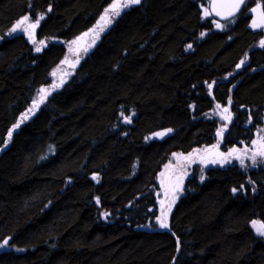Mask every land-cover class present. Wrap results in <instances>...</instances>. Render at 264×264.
Here are the masks:
<instances>
[{
	"label": "trees",
	"instance_id": "16d2710c",
	"mask_svg": "<svg viewBox=\"0 0 264 264\" xmlns=\"http://www.w3.org/2000/svg\"><path fill=\"white\" fill-rule=\"evenodd\" d=\"M207 1L123 8L52 81L65 42L113 0H0V264H264L252 223H264V164L190 167L169 228L156 220L163 172L214 143V105L232 113L228 145L263 122L264 27L251 9L264 0L223 21L205 16ZM25 15L44 17L35 43L7 33Z\"/></svg>",
	"mask_w": 264,
	"mask_h": 264
},
{
	"label": "rangeland",
	"instance_id": "374dc122",
	"mask_svg": "<svg viewBox=\"0 0 264 264\" xmlns=\"http://www.w3.org/2000/svg\"><path fill=\"white\" fill-rule=\"evenodd\" d=\"M120 2H123V0H120ZM109 6H107L106 8L103 9V11L97 17L94 25L88 31L82 33L81 35H79V37H75V38L71 39L70 41L65 42L64 45H65V48H66L67 52H66L65 56L62 58V60L51 71L50 75H51V80L52 81H55L57 79L58 74L61 73L63 71V69L66 68L68 65H70V63L73 61V59H75L76 57L80 58L83 55L81 53L82 50H81V52H79V49L76 50L78 48V46H79V44L77 42V39L81 38L83 36L86 37L84 35L85 33H88V36L91 35L94 32L93 29H95V30L99 29V28L96 27L97 23L100 21V17L105 14V10L108 9ZM253 9H256V11L254 12ZM251 12H252V15H253V20L259 21V16H260V13H261L260 10H259V7L258 6H254L251 9ZM109 18H111V15L109 16ZM20 19H22V17ZM35 21L36 20H34V21H30L29 20L28 23H35ZM16 23L17 22L13 23V25L8 29L7 33H13V32H11V29ZM26 26L27 25H25V27ZM20 30H22V29H20ZM73 41H76V43H72ZM261 41H264V38H262L257 43L259 46H261ZM241 61H244V63L241 64ZM246 63H247V58L246 57H242L241 59H239L238 63L236 64L235 69L232 72L228 73L226 76H228L229 74L234 73L236 70H238L242 65H244ZM237 65H240V67H237ZM53 73H55V75H53ZM67 75H69V73ZM226 76H224V77H226ZM39 95H40V93L38 91V93L34 97V100H37ZM217 106H218L217 104L214 105L212 110H211V112L209 113V116L217 119V122H218V127H217V131H216V135H215L216 139H215L214 143L211 146H217L218 145V141H219L220 135H221V134L218 135V133H220V130L223 129V132H222V134H223L224 131L227 129V124L225 122L226 119H224V117L227 116L230 113V109H229V107L227 105H219V107H217ZM224 108H227L228 112H225ZM263 132H264V117H263L262 125L256 131L255 135L251 139L245 141L247 145L244 148L240 147L239 149H237V151L233 152L231 156L226 154L221 159L200 160L199 163L192 162L189 166H187V163H188V160H189L188 157H185V158L181 159L179 161V164H178V161L176 159L173 160L172 163H174L175 166L174 165H169L168 168L163 172V175H161V177L159 178L160 180H162V183H164L166 174L177 169V173L174 176H171L169 184H168L169 187H170V189H169L170 197H168L167 195H165L163 197L161 195H159V197H158L159 204H160V201H165V207H166L167 203L169 202V200L172 197V189L177 184L180 185V188L182 190V185H183L184 179L186 178V176H188L190 174V172H191L190 171V167H193L194 165H197L199 167V169L202 171L204 168H206L208 166H215V165L225 166V165L237 164L238 166L240 165V166H246V168H251V167H254V166L256 167V166H258L260 164H264V157H262V156L257 154L261 150V145H264V133ZM248 141H249V143H248ZM251 142L253 143V146L250 145ZM204 151H202V153ZM254 154H257L256 155L255 164H253V161L251 159ZM196 155H198V153H195V155H193V157L196 156ZM193 157L191 159H193ZM241 159L244 161L243 165H241V163H240ZM213 160H215L217 162L213 163L212 162ZM176 165H179V166L176 167ZM160 210H161V204H160ZM253 230H254V232L257 233L256 228L254 226H253ZM3 248H0V250L3 249Z\"/></svg>",
	"mask_w": 264,
	"mask_h": 264
},
{
	"label": "snow or ice",
	"instance_id": "6c2138e0",
	"mask_svg": "<svg viewBox=\"0 0 264 264\" xmlns=\"http://www.w3.org/2000/svg\"><path fill=\"white\" fill-rule=\"evenodd\" d=\"M141 2V0H123V2L121 3L120 0H113V3L109 6L108 9L105 10V14L103 16L100 17V21L97 23V28H99L100 31L104 30V27H106L108 24L111 23V19L109 18V16H118L120 15V11L123 8H128L131 5H136L139 4ZM244 3V0H212L211 3V8L213 11H215L216 15H221L222 13L217 10L218 8H227L229 9V11L227 12L228 16H232L234 15L235 11H238L239 8L241 7V5ZM49 11H51V9H49ZM253 11L255 12L256 9H253ZM205 16L209 15L210 12L208 9H205L204 11ZM44 17L43 15L39 16L35 23H28L29 21V16L25 15L22 19L18 20L17 23L12 27L11 32H16L17 30L22 29L24 32L28 33V37L30 40H32L35 43V39H34V30L37 28V26L39 25L40 20H42ZM25 25H27L25 27ZM218 28L221 27V25L219 23H217L216 25ZM252 27H264V12L260 13L259 16V21H253ZM93 31H95V29H93ZM85 36L88 35V33L84 34ZM203 35V34H202ZM41 44L43 43L42 41L40 42ZM72 43H76V41H73ZM94 43V41H93ZM189 47H191V45H189ZM261 47H264V41H261ZM37 52L41 51V47L37 46L35 49ZM86 50V49H85ZM66 62V61H65ZM78 62V60H77ZM244 61H241V64H243ZM74 66V65H73ZM237 67H240V65H237ZM53 75H55V73H53ZM64 81L61 80V84ZM60 85H53V87H59ZM212 85H209V88H211ZM40 93V99L38 101H34L33 102V106L31 109H29V112H33L36 108L39 107L40 103H43L44 99L46 98L47 95H49L50 93L48 92V89L46 88H41L39 90ZM219 107V105L217 106ZM225 112H228V109L225 108L224 109ZM28 119V115L27 113L23 115L21 121L15 125H13V127L11 129H9L8 133H7V140L10 141L13 135V131L17 128L20 127V123L23 122V120ZM224 119L226 120H230V116H225ZM125 122H131V118L130 117H126L125 118ZM171 131V130H168ZM223 129L220 130V133H218V135L222 134ZM156 135L158 136H162L165 135V133H157ZM7 143V141H5V144ZM237 151L236 149H233L232 152ZM232 152H230L228 155L231 156ZM258 155L264 157V145H261V150L257 153ZM254 154L252 156V161L253 164H255L256 162V155ZM223 155V154H221ZM226 159V158H225ZM213 163H216L217 161L213 160ZM241 165L244 164V161L241 159L240 160ZM163 175V174H162ZM93 179H98L97 177H93ZM181 191L180 185L177 184L173 189H172V197L169 200V202L167 203V206L165 207V201H161V212L160 215L156 218L157 222L159 224V227L161 229H168L169 228V223H168V216L172 210V206L175 204L177 197V193ZM233 191L235 192L236 189H233ZM166 194H167V190H166ZM99 202V201H97ZM108 214L105 213V216H107ZM253 226L256 228V231L259 235L264 236V223H259L257 221H253ZM9 241L8 240H4L3 244H0V248H3L4 246L8 245Z\"/></svg>",
	"mask_w": 264,
	"mask_h": 264
},
{
	"label": "water",
	"instance_id": "95a60500",
	"mask_svg": "<svg viewBox=\"0 0 264 264\" xmlns=\"http://www.w3.org/2000/svg\"><path fill=\"white\" fill-rule=\"evenodd\" d=\"M245 2H246V0H244V3L241 5V7L239 8V10H238V11H235L234 15H232V16H228V15H227V12L229 11V9H227V8H218L217 10H219L222 14L219 15V16L216 15V14H215V11H213L212 8H211L212 0H208V2H207V8H208V10H209V12H210V15H211L212 17H214V18L217 19V20H221V21H223V20H228V19H230V18L236 16V15L240 12V10L242 9V7H243V5L245 4ZM34 32H35V30H34ZM83 41H84L83 38H78V39H77L78 44L82 43ZM29 42L31 43L32 40L29 39ZM59 83H60V81L56 82L57 85H59ZM39 99H40V98H39ZM39 99H38V100H39ZM32 104H33V103H32ZM224 109H225V108H224ZM227 116H231V113H229ZM225 122H226V123H229L230 120H225ZM221 136H223V135H221ZM236 148H237V146H233V147H231V149L229 150L228 154H229L230 152H232L233 149H236ZM232 153H233V152H232ZM221 154H223V155H221ZM224 156H225V152H224L223 150H221L218 146H212V147L206 149V150H205L203 153H201L199 156H197V158L200 159V160H208V159H221V158H223ZM170 176H171V173H168V174H167L166 181H165V185H162V184L160 183V194H161L162 197L165 196V195H167L168 197H170V192H169V188H168V185H167ZM166 190H167V194H166ZM181 192H182V191H181ZM160 202H161V201H160ZM160 204H161V203H160ZM166 206H167V205H166ZM157 217H158V216H157ZM157 217H156V218H157ZM156 220H157V219H156ZM157 223H158V222H157ZM158 226H159V224H158Z\"/></svg>",
	"mask_w": 264,
	"mask_h": 264
},
{
	"label": "flooded vegetation",
	"instance_id": "af4514ba",
	"mask_svg": "<svg viewBox=\"0 0 264 264\" xmlns=\"http://www.w3.org/2000/svg\"><path fill=\"white\" fill-rule=\"evenodd\" d=\"M231 118H232V115H231ZM262 121H263V119H262ZM248 143H249V141H248ZM246 145H247V144H246L245 141H240L239 144L228 145V144H226V143L224 142V140H223V136L220 135V139H219V141H218V145H217V146H218L221 150H223V151L225 152V155H226V154H228V152H229V150L231 149V147H233V146H237V148H236V150H237V149H239L240 147H241V148H244ZM250 145L253 146V143L251 142ZM169 189H170V187H169Z\"/></svg>",
	"mask_w": 264,
	"mask_h": 264
},
{
	"label": "bare ground",
	"instance_id": "6f19581e",
	"mask_svg": "<svg viewBox=\"0 0 264 264\" xmlns=\"http://www.w3.org/2000/svg\"><path fill=\"white\" fill-rule=\"evenodd\" d=\"M208 2V1H207ZM206 8H207V3H206ZM208 9V8H207ZM23 18V17H22Z\"/></svg>",
	"mask_w": 264,
	"mask_h": 264
}]
</instances>
